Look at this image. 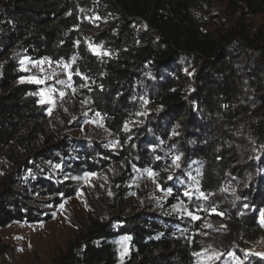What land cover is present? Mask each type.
<instances>
[{"label": "trees", "instance_id": "1", "mask_svg": "<svg viewBox=\"0 0 264 264\" xmlns=\"http://www.w3.org/2000/svg\"><path fill=\"white\" fill-rule=\"evenodd\" d=\"M214 2L230 15L210 27L200 11ZM258 16L263 20L254 28ZM90 44L109 54H94ZM24 56L68 64L74 75L94 81L83 93L120 147L86 144L68 133L46 134L37 145L50 115L37 86L18 82ZM190 62L195 71L187 75ZM0 70V154L20 146L24 155L7 154L13 163L0 180V227L51 220L76 196L85 173L113 164L122 166L111 181L115 209L134 191L138 168L156 171L157 181L166 183L165 169L178 155L207 196L199 198L200 207L223 213L198 231V220L177 212H137L117 226L113 219H92L54 264H196L193 253L209 246L221 252L214 243L232 252L264 235L258 222L264 206V0H4ZM137 97L152 109H141ZM181 201L172 192L165 206ZM126 236L123 255L120 238Z\"/></svg>", "mask_w": 264, "mask_h": 264}, {"label": "rangeland", "instance_id": "2", "mask_svg": "<svg viewBox=\"0 0 264 264\" xmlns=\"http://www.w3.org/2000/svg\"><path fill=\"white\" fill-rule=\"evenodd\" d=\"M3 2L4 0H0V4ZM200 12H202L204 20L208 22L210 27L215 26L216 21L221 17L227 19L230 15V12L225 10V6L218 2H214L211 6H205ZM262 20V16L254 18V28H257ZM25 57L27 56L20 57V61L24 60ZM27 58L23 67L27 68L28 71H23L20 64L19 69L24 72V76L18 82L35 84L38 89L37 96L39 101L42 99L40 95L41 90H44L46 95H51L55 100V103L51 105L45 103L48 106L50 118L46 123L45 135H42L37 140V145L41 144L46 134L68 133L71 138L79 139L86 144L99 141L104 146L110 148L117 149L120 147L118 136L108 130L101 113L89 108L88 101L83 93V88H89L91 84H94V81H91L87 77L85 79V76L82 74L74 75L71 67L66 68L65 65H61L51 59L33 60L30 57ZM36 61H44V63L37 65L34 63ZM194 71V63L191 62L183 70L187 75H192ZM69 72L72 73L71 80L68 79ZM31 77L44 79L46 83L38 85L31 82ZM57 80H62L65 83L57 84ZM52 89L56 91H52ZM60 91L65 93V96L62 98L59 95ZM135 102L141 104L140 106H143L141 108L143 110H147L151 106L149 103H143L144 98L142 97L135 98ZM97 113L100 115L97 116ZM128 133L130 134V130ZM22 150L20 146H13L2 151L0 154V180L7 178L13 163L9 161L7 154L11 155L12 158L16 157V160H23L24 155H21ZM121 170L122 166L113 164L105 169L94 172L97 174L96 176L90 177L87 180L84 179L83 185L76 196L64 200L62 203L63 208L59 206L54 211L53 218L47 222L30 224L13 221L4 227H0V264H54L55 258L66 250L68 243L74 239L77 233L85 232L92 219L96 218L113 219L115 226H117L116 220H125L137 214V212H144V214L147 212L160 213L163 215L167 213L171 216H174L173 213L177 212V216L191 219L186 214V209L200 217L198 221L202 226L198 227L196 231L199 228H208L213 225L214 219L212 216L216 214L206 209L203 210L198 201L202 197L199 196L201 188L195 173L196 171L186 172L183 166L177 169L171 165L165 170H168L167 178L172 176L173 179H167L166 183H159L156 178L154 182L149 177L146 171L147 168H138L134 181V191L127 201L114 209L111 202L115 194V188L111 181ZM192 177H195V179L193 180ZM157 183H159L160 188H157ZM167 188H171L172 192H178L183 198V201L175 205L177 207H173L174 205L170 207L165 206L168 198L172 195V193L169 195L166 191L162 190ZM186 189L193 193L192 199L183 195ZM109 192H111V195ZM228 193L230 192L227 191L226 194ZM247 201H249L248 198ZM188 202L191 203L189 207L187 206ZM40 207L49 208L43 205H40ZM247 208L245 206L238 213H244ZM263 208L264 206L258 213V222L264 229V222L261 218ZM182 210L184 212L181 214ZM191 220L193 222L197 221ZM189 223L191 224L192 222ZM179 226L182 228L181 224ZM120 239L121 243L124 244L123 255H125L128 242L124 237ZM214 245L222 248L221 252L216 253L209 246L199 252L201 253L200 256H196V264H258L259 260L260 263L264 262V255H257V253H264L263 234L259 235L244 248L232 251L231 253H234L233 256L228 255L230 252L225 250L227 247L223 244L214 243ZM216 256H219V259H215L214 257Z\"/></svg>", "mask_w": 264, "mask_h": 264}, {"label": "snow or ice", "instance_id": "3", "mask_svg": "<svg viewBox=\"0 0 264 264\" xmlns=\"http://www.w3.org/2000/svg\"><path fill=\"white\" fill-rule=\"evenodd\" d=\"M77 43H79V42H77ZM102 47H103L102 45H97V46H93V45H91V44L89 45V48L94 52V54H96V55H108L109 53H107L106 51H101ZM27 59H28V58L25 57L24 60H21V61H20V64H21V66H22V70H23V71H28L27 68H24V67H23V65H24V63H25V60H27ZM74 62H75V57H73V63H74ZM34 63H36L37 65H40V64H43L44 61H36V62H34ZM65 67L68 68V67H70V66H69L68 64H65ZM76 75H81V73L77 72ZM71 78H72V73L69 72L68 79L71 80ZM85 79H86V77H85ZM30 80H31V82H34V83H36V84H38V85H43V84L46 83V81H45L44 79H38V78H36V77H31ZM22 81H23V78H22ZM56 83H57V84H64L65 82L62 81V80H57ZM52 91H56V90H55V89H52ZM40 95H41V97H42V99L39 101L41 104H45V103H47V104L51 105V104L55 103V100L53 99V97H52L51 95H46V93L44 92V90H41ZM59 95H60V97L62 98V97L65 96V93H64L63 91H60ZM144 103L147 104L148 101L145 100ZM50 111H51V109H50ZM99 115H100V114L97 113V116H99ZM139 115H144V113H139ZM124 130H125V131H128V130H129V128H128V123H127V122L125 123ZM174 134H176V133H174ZM156 159L159 160L160 157H156ZM180 160H181V156H179V155H178V156H175V157L173 158V160H172V166H174V168L179 169V168L181 167ZM55 167H56V168H61L62 165H60V164H56ZM133 167H135V166L133 165ZM146 171H147V174L149 175V177L152 178V179L154 180V182H155V178L159 175V173L155 172V171L152 170V169H147ZM96 175H97V174L94 173V172L85 173L83 179L87 180L88 178H90V177H94V176H96ZM67 178H68V177H66V179H67ZM73 179H80V178H79V177H73ZM168 179L171 180V179H173V177H172V176H169ZM192 179L194 180L195 177H192ZM157 188H160L159 183H157ZM162 190L166 191L167 194H169V195L172 193V189H171V188L162 189ZM197 191H199V189H197ZM109 194L111 195V192H109ZM183 195H184L185 197H188L189 199H192L193 193H192L190 190L186 189V190L184 191ZM199 196L202 197V198H204V199H207V196H206L205 193L202 192V191H199ZM60 207L63 208V204H61ZM173 207H177V206L174 205ZM185 211H186V214H187L189 217H191V219H193V220H199V219H200V217L197 216V215H195L193 212H191V211H187L186 209H185ZM211 212L214 213V214H216V215H223V213H222V212H218L216 208H212V209H211ZM124 239H125V240H128V239H130V237H127V236H126V237H124ZM193 255H195V256L198 257V256L201 255V253L196 252V253H193ZM228 255H229V256H233L234 253H231V252H230V253H228ZM257 255H264V253H257ZM214 258H215V259H219V256H216V257H214Z\"/></svg>", "mask_w": 264, "mask_h": 264}, {"label": "bare ground", "instance_id": "4", "mask_svg": "<svg viewBox=\"0 0 264 264\" xmlns=\"http://www.w3.org/2000/svg\"><path fill=\"white\" fill-rule=\"evenodd\" d=\"M261 218H262V220L264 222V208H263L262 213H261Z\"/></svg>", "mask_w": 264, "mask_h": 264}]
</instances>
